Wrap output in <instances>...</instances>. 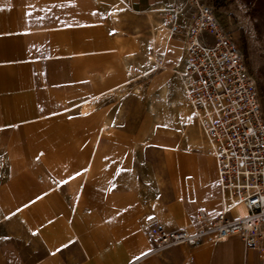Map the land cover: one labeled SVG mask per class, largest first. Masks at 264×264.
<instances>
[{
    "label": "crops",
    "instance_id": "0c3cea01",
    "mask_svg": "<svg viewBox=\"0 0 264 264\" xmlns=\"http://www.w3.org/2000/svg\"><path fill=\"white\" fill-rule=\"evenodd\" d=\"M172 3L0 0V264H263L240 240L152 253L149 217L170 231L183 228L151 205L155 185L124 99L81 96L78 58L133 48L109 24L115 7L145 15ZM88 102L99 110L79 117L77 107ZM102 111L112 124L101 131ZM197 195L195 213L223 210L216 174Z\"/></svg>",
    "mask_w": 264,
    "mask_h": 264
},
{
    "label": "built area",
    "instance_id": "2783aa9c",
    "mask_svg": "<svg viewBox=\"0 0 264 264\" xmlns=\"http://www.w3.org/2000/svg\"><path fill=\"white\" fill-rule=\"evenodd\" d=\"M217 12L214 0H173L163 20L184 39L175 75L214 157L223 210L215 216L197 210L193 228L176 231L152 218L151 252L240 240L264 264V113L245 54L221 27ZM235 204L244 207L245 216L232 214Z\"/></svg>",
    "mask_w": 264,
    "mask_h": 264
},
{
    "label": "bare ground",
    "instance_id": "6f19581e",
    "mask_svg": "<svg viewBox=\"0 0 264 264\" xmlns=\"http://www.w3.org/2000/svg\"><path fill=\"white\" fill-rule=\"evenodd\" d=\"M165 5L159 4L145 15L132 12L126 15L125 5L115 7L112 23L130 32L132 40L138 44L139 52L134 48L114 51L108 57H100L86 61L82 57L75 61L79 90L81 96L92 97L100 92H114L123 86L134 74V66L141 73H150L153 69H162L163 73L156 78L154 84L161 85V99L151 98L148 103L149 115L152 116V129L140 132L135 140L145 139V159L147 160L148 184L154 183L153 194L157 199L151 200L152 206L167 211L165 218L177 222L181 228L192 229V217L197 208V194L210 180L217 175L216 163L208 152V144L199 125L197 114L185 97L182 85L175 91L174 98L168 103L170 86L166 81L169 74L175 73L182 60L185 48L182 35H173L163 20ZM145 32V37H144ZM122 32L116 33V39L123 37ZM122 51H127L122 55ZM175 69H174V68ZM153 84V85H154ZM127 89V88H126ZM128 92V90H127ZM139 87L132 90L133 96L140 95ZM130 94L119 91V99ZM120 107L119 110H122ZM98 106L88 102L77 107L79 117L98 111ZM100 130L112 124L101 112ZM117 124L119 120H114ZM98 135H94L96 142ZM185 146L187 153H181ZM236 217L245 216V209L240 204L230 206ZM162 219L161 215H158Z\"/></svg>",
    "mask_w": 264,
    "mask_h": 264
},
{
    "label": "rangeland",
    "instance_id": "374dc122",
    "mask_svg": "<svg viewBox=\"0 0 264 264\" xmlns=\"http://www.w3.org/2000/svg\"><path fill=\"white\" fill-rule=\"evenodd\" d=\"M214 2L217 7V16L221 27L245 54L250 73L258 88L264 113V0H214ZM109 24L111 27L117 29L116 33L122 32L124 34L123 37L126 36V43L132 42L133 44H131V46L134 49L136 48L134 51L139 52L138 44L132 40L130 32L126 29L124 30V26L120 27L112 23V21H110ZM134 70L135 72L131 76V79L125 82L123 86L117 87L114 92L104 91L97 95H115V100H117L119 91L130 94L123 102L126 103V108L129 110L130 116H132V137H138L140 132L144 133L152 129V116L149 115L148 103L151 98H156L157 100L161 99V85L154 84V81L162 75L163 71L157 68L146 75L141 73L136 65L134 66ZM175 70L177 71V68ZM175 74L176 72L171 73L166 78L171 90L167 97L168 103L174 98L175 91L179 89ZM134 87L140 88V95H132ZM97 95L93 98L96 99L98 97ZM139 116H141V118ZM141 141L143 145L145 139L142 138ZM137 142H139V139ZM143 149H145V147H143ZM186 149L185 146L181 147V153H187ZM144 170L143 166V171ZM191 225H194V216L192 217Z\"/></svg>",
    "mask_w": 264,
    "mask_h": 264
},
{
    "label": "snow or ice",
    "instance_id": "6c2138e0",
    "mask_svg": "<svg viewBox=\"0 0 264 264\" xmlns=\"http://www.w3.org/2000/svg\"><path fill=\"white\" fill-rule=\"evenodd\" d=\"M69 2L71 3L72 0H69ZM56 6H57V5H53V7H56ZM59 6L62 7L63 5H59ZM92 14H93V15H96L97 13L93 12ZM26 15H31V13H27ZM101 15H103V13H101ZM67 26L71 27V25H67ZM110 34H115V33L113 32V33H110ZM145 74L147 75V73H145ZM41 155H43V154H41ZM37 159H39V157H38ZM83 171H87V169H84V170H82L81 172H77V173H75L74 175H72L71 177H69V179H67V180H61V181L57 182V183H58V186H59V187H62L63 185L69 183V181H70L71 179H75L77 176L81 175ZM122 171H124V169H118V170H117V175H119L120 172H122ZM115 187H116V185L113 184L112 187L109 188V189H107L106 191H113V190H115ZM44 195H47V193H45ZM40 198H41V197H37V199H40ZM34 202H35V201H32V203H34ZM25 206L27 207L28 205H25ZM149 219H152V217H149ZM50 222H51V221H50ZM66 246H67V245H65V247H66ZM53 254H54V253H53ZM145 255H146V254H145ZM137 259H139V257H137Z\"/></svg>",
    "mask_w": 264,
    "mask_h": 264
}]
</instances>
